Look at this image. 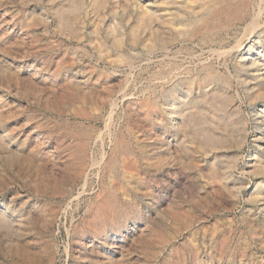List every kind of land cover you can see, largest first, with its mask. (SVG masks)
Returning <instances> with one entry per match:
<instances>
[{
  "label": "rangeland",
  "instance_id": "rangeland-1",
  "mask_svg": "<svg viewBox=\"0 0 264 264\" xmlns=\"http://www.w3.org/2000/svg\"><path fill=\"white\" fill-rule=\"evenodd\" d=\"M171 1L0 0V264H264V0Z\"/></svg>",
  "mask_w": 264,
  "mask_h": 264
},
{
  "label": "bare ground",
  "instance_id": "bare-ground-1",
  "mask_svg": "<svg viewBox=\"0 0 264 264\" xmlns=\"http://www.w3.org/2000/svg\"><path fill=\"white\" fill-rule=\"evenodd\" d=\"M171 2L173 3V1ZM249 2L250 0H180V1H175V3H173L172 11L174 14L173 17L176 18L178 21H180V23L182 22L188 27L192 26L193 22L190 20H187V18H185L186 16L183 17L182 12H184V15H185V12L192 14L194 16L195 15L197 16L199 14H201V16L202 14L203 15L206 14L208 16L211 15L207 23L204 24L203 30L201 29L205 35L209 36L213 34V32L226 29L227 27L233 25L235 21H239L245 18L246 7L248 6ZM250 48L251 46L248 47V49ZM1 221H2V218L0 217V222ZM3 223H4V219H3Z\"/></svg>",
  "mask_w": 264,
  "mask_h": 264
}]
</instances>
